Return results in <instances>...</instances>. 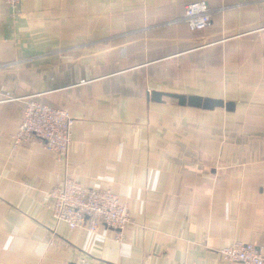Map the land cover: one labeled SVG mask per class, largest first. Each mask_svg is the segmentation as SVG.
I'll list each match as a JSON object with an SVG mask.
<instances>
[{
	"label": "crops",
	"instance_id": "1",
	"mask_svg": "<svg viewBox=\"0 0 264 264\" xmlns=\"http://www.w3.org/2000/svg\"><path fill=\"white\" fill-rule=\"evenodd\" d=\"M195 1L0 3V264H232L218 252L235 241L264 258V0H204L211 24L191 31ZM27 97L74 119L68 176L127 206L120 238L54 222L63 169L10 140Z\"/></svg>",
	"mask_w": 264,
	"mask_h": 264
},
{
	"label": "built area",
	"instance_id": "2",
	"mask_svg": "<svg viewBox=\"0 0 264 264\" xmlns=\"http://www.w3.org/2000/svg\"><path fill=\"white\" fill-rule=\"evenodd\" d=\"M9 11H15L19 0H0ZM211 11L204 0L188 4L180 22L191 31H202L211 24ZM24 104L19 131L11 137L13 148L41 145L64 177L47 194L51 215L56 224L65 223L71 230L84 229L95 233L100 227L122 231L132 223L127 206L110 189L84 186L68 176V155L74 125L68 112L35 101L32 97L18 99ZM232 264H264L261 249L255 244L235 241L218 252ZM75 264H92L82 256Z\"/></svg>",
	"mask_w": 264,
	"mask_h": 264
},
{
	"label": "water",
	"instance_id": "3",
	"mask_svg": "<svg viewBox=\"0 0 264 264\" xmlns=\"http://www.w3.org/2000/svg\"><path fill=\"white\" fill-rule=\"evenodd\" d=\"M162 97H168L175 99L180 106H188L191 108L203 109V110H214L215 108H223L227 112H233L234 103L224 102L222 100H215L209 98H201L195 96H185L179 94H169L161 92H151L148 98L154 102H161Z\"/></svg>",
	"mask_w": 264,
	"mask_h": 264
},
{
	"label": "rangeland",
	"instance_id": "4",
	"mask_svg": "<svg viewBox=\"0 0 264 264\" xmlns=\"http://www.w3.org/2000/svg\"><path fill=\"white\" fill-rule=\"evenodd\" d=\"M36 101V100H35ZM36 102H38V101H36ZM38 103H40V102H38ZM41 104H43V103H41ZM71 146V145H70ZM69 150H70V148H69ZM68 157H69V155H68ZM62 181V180H61ZM49 193V192H48ZM47 193V194H48ZM46 197H47V195H46ZM65 224V223H64ZM130 225V224H129ZM67 226V225H66ZM71 230V229H70Z\"/></svg>",
	"mask_w": 264,
	"mask_h": 264
}]
</instances>
